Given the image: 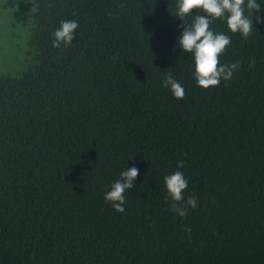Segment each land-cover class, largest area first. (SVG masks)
I'll return each mask as SVG.
<instances>
[{
    "label": "trees",
    "instance_id": "trees-1",
    "mask_svg": "<svg viewBox=\"0 0 264 264\" xmlns=\"http://www.w3.org/2000/svg\"><path fill=\"white\" fill-rule=\"evenodd\" d=\"M257 2L247 39L213 22L231 37L220 62L241 63L204 89L178 45L204 13L182 21L178 0H0L14 12L0 45V264H264ZM68 19L79 22L75 38L55 48ZM13 56L19 67L2 68ZM169 72L183 99L162 86ZM179 160L185 200H198L186 218L170 210L164 183ZM133 166L120 213L105 192Z\"/></svg>",
    "mask_w": 264,
    "mask_h": 264
},
{
    "label": "clouds",
    "instance_id": "clouds-1",
    "mask_svg": "<svg viewBox=\"0 0 264 264\" xmlns=\"http://www.w3.org/2000/svg\"><path fill=\"white\" fill-rule=\"evenodd\" d=\"M38 6L33 5L32 11ZM197 10L193 20L183 26V31L178 37V45L183 51L191 53L195 63V79L198 86L208 89L219 86L220 82L231 80L234 71L240 67V61L231 64L220 62V57L231 44V37L212 29V24L217 19H226L230 32H239L245 39L252 34L253 16L250 13L258 12L261 4L257 0H178L175 15L182 21ZM258 22H264L260 16H255ZM79 28V22L75 19L61 20L60 26L53 32L52 46L60 48L61 45L70 46L75 38V32ZM250 67L255 65L251 60ZM162 86L169 87L172 95L177 99L186 96L184 86L178 82L171 72L167 73L162 81ZM184 161H177V170L164 177V183L171 198L172 212L186 218L188 209H195L198 200L195 195L185 200L184 192L188 188V179L179 169L184 167ZM139 175V169L135 166L120 172V178L112 185L110 190L105 192V200L112 203L115 211H125L127 190L135 186V180ZM107 187V186H106ZM185 231L191 235V228L186 227Z\"/></svg>",
    "mask_w": 264,
    "mask_h": 264
},
{
    "label": "rangeland",
    "instance_id": "rangeland-1",
    "mask_svg": "<svg viewBox=\"0 0 264 264\" xmlns=\"http://www.w3.org/2000/svg\"><path fill=\"white\" fill-rule=\"evenodd\" d=\"M13 13H14L13 10L0 8V33L3 34V36L0 38V45L4 44L6 46V48H7V45L9 44L10 40L8 37H5L4 35L10 34L12 31H14V30H12L14 27H12V22H11V20L13 19V15H14ZM16 39H17V36H16ZM12 40L14 41L15 39H12ZM2 53H4V51ZM6 58L9 59L8 56H6ZM14 58H15V56H13L12 61L4 60V65L2 68H7V69L18 68L19 62L16 63L14 61ZM18 70H20V69H18Z\"/></svg>",
    "mask_w": 264,
    "mask_h": 264
}]
</instances>
